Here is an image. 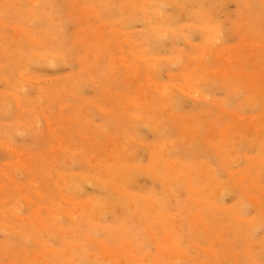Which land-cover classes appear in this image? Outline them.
<instances>
[{
	"label": "rangeland",
	"instance_id": "obj_1",
	"mask_svg": "<svg viewBox=\"0 0 264 264\" xmlns=\"http://www.w3.org/2000/svg\"><path fill=\"white\" fill-rule=\"evenodd\" d=\"M200 1L0 0V264H264V0Z\"/></svg>",
	"mask_w": 264,
	"mask_h": 264
},
{
	"label": "bare ground",
	"instance_id": "obj_2",
	"mask_svg": "<svg viewBox=\"0 0 264 264\" xmlns=\"http://www.w3.org/2000/svg\"><path fill=\"white\" fill-rule=\"evenodd\" d=\"M197 1H198V0H197ZM199 1H200V0H199ZM208 1H209V0H208ZM188 2H189V1H188ZM200 2H201V1H200ZM200 2H198V3H200ZM202 3H203V2H202ZM204 3H205V1H204ZM158 7H159V6H158ZM158 7H157V8H158ZM159 8H160V7H159ZM163 9H164V8H163ZM157 10H158V9H157ZM157 16H158V13H157ZM161 16H162V15H161ZM161 16H160V17H161ZM1 17H2V16H1ZM179 17H180V15H179ZM196 17H197V16H196ZM198 17H199V16H198ZM202 17H203V16H202ZM165 19H166V18H165ZM175 19H178V17L175 18ZM160 20H161V19H160ZM203 20H204V18H203ZM151 21H152V20H151ZM164 21H165V20H164ZM169 21H170V20H169ZM169 21H168V22H169ZM166 22H167V21H166ZM175 22H176V21H175ZM203 22H204V21H203ZM159 24H160V23H159ZM244 24H245V23H244ZM254 25H255V24H254ZM159 27H160V26H159ZM162 27H163V26H162ZM249 27H250V26H249ZM165 28H166V27H165ZM154 29H155V28H154ZM157 30H159V28H158ZM163 30H164V29H163ZM152 31H153V30H151V32H152ZM154 31H156V30H154ZM164 31H165V30H164ZM157 32H158V31H157ZM166 32H168V31H166ZM149 33H150V32H149ZM159 33H160V32H159ZM162 33H163V32H161V34H162ZM144 35H145V34H144ZM167 35H168V34H167ZM167 35H165V36H167ZM162 37H163V36H162ZM168 37H169V36H168ZM142 39H143V38H142ZM146 39H147V38H146ZM160 39L162 40L161 37H160ZM206 40H207V39H206ZM151 41H152V40H151ZM159 41H160V40H159ZM145 43H146V42H145ZM158 43H159V42H158ZM155 46H156V45H155ZM48 47H49V46H48ZM55 47H56V46H55ZM106 48H107V47H106ZM45 49H47V47H45ZM45 49H44V50H45ZM41 50H43V49H41ZM65 50H66V49H65ZM37 52H38V51H37ZM37 52H36V54H37ZM94 52H95V51H94ZM51 54H52V52H50V56H51ZM90 54H91V53H90ZM14 55H15V54H14ZM48 56H49V55H48ZM48 56H47V57H48ZM109 56H110V55H109ZM12 57H13V55H12ZM45 57H46V56H45ZM34 58H35V57H34ZM11 60H12V59H11ZM34 61H36V60L34 59ZM42 61H44V60H42ZM45 61H47V60H45ZM37 62H38V61H37ZM38 63H39V62H38ZM10 64H11V63H10ZM47 64H48V63H47ZM1 65H2V64H1ZM43 65H44V64H43ZM45 65H46V64H45ZM9 67H10V66H9ZM99 69H100V68H99ZM9 70H10V69H9ZM9 73H10V72H9ZM0 74H1V73H0ZM3 76H4V75H3ZM240 76H241V75H240ZM260 77H261V76H260ZM249 78H251V77H249ZM9 82H10V81H9ZM6 83H7V81H6ZM10 83H11V82H10ZM107 83H108V82H107ZM219 83H220V82H219ZM257 83H258V82H257ZM104 84H105V83H104ZM249 84H250V83H249ZM254 84H255V83H254ZM18 86H19V85H18ZM217 86H218V85H217ZM219 86H220V85H219ZM263 86H264V85H263ZM14 87H15V86H14ZM112 87H113V85H112ZM10 88H11V87H10ZM24 88H25V87H24ZM223 88H224V87H223ZM251 88H252V87H251ZM21 89H22V88H21ZM224 89H225V88H224ZM248 89H249V88H248ZM263 90H264V89H263ZM14 91H16V90H14ZM18 91H19V90H18ZM196 91H197V90H196ZM249 91H251V90H249ZM10 92H11V91H10ZM20 92H21V91H20ZM23 92H25V90H24ZM23 92H22V93H23ZM102 92H103V91H102ZM226 92H227V91H226ZM59 93H61V92H59ZM198 93H199V92L197 91V92H196V96H197ZM262 93H264V92H262ZM7 94H8V93H7ZM10 94H12V92H11ZM10 94H9V95H10ZM62 94H63V93H62ZM199 94H200V93H199ZM248 94H249V93H248ZM12 95H13V94H12ZM23 95H24V94H23ZM201 95H202V94H201ZM7 96H8V95H7ZM13 96L15 97V95H13ZM262 96H264V95H261V97H262ZM0 97H5V95H4V96H0ZM10 97H12V96H10ZM18 97H19V96H17V98H18ZM252 97H253V96H252ZM6 98H7V97H6ZM205 98L207 99V96H206ZM257 98H259V96H258ZM262 98H263V97H262ZM262 98H261V99H262ZM1 99H2V98H1ZM7 99H9V98H7ZM261 99H260V100H261ZM3 100H6V99L4 98ZM15 100H16V99H15ZM19 100H20V99H19ZM19 100H18V101H19ZM202 100H203V99H202ZM260 100H259V101H260ZM18 101H17V102H18ZM157 101H158V100H157ZM169 101H170V100H169ZM256 101H257V99H256ZM261 101H262V100H261ZM263 101H264V100H263ZM263 101H262V102H263ZM1 102H2V101H1ZM1 102H0V104H1ZM5 102H6V101H5ZM254 102H255V101H253V103H254ZM255 103H256V102H255ZM160 105H161V104H160ZM150 106H151V105H150ZM109 108H110V107H109ZM153 109H154V107H153ZM98 110H99V109H98ZM99 111H100V110H99ZM104 113H105V112H104ZM140 119H142V118H140ZM140 119H139V120H140ZM235 120H236V119H235ZM239 120H240V119H239ZM68 122H69V121H68ZM71 122H73V121H71ZM83 125H84V124H83ZM253 125H254V124H253ZM256 127H257V126H256ZM140 128H141V127H140ZM231 128H232V127H231ZM231 128H230V129H231ZM260 128H261V127H260ZM4 130H5V129H3L2 131H4ZM261 130H262V128H261ZM166 131H167V130H166ZM6 132H7V131H6ZM2 134H3V133H2ZM255 134H256V133H255ZM142 135H143V134H142ZM222 135H223V134H222ZM225 135H226V134H225ZM229 135H230V134H229ZM223 136H224V135H223ZM256 136H257V135H256ZM258 136H259V135H258ZM258 136H257V137H258ZM210 137H211V136H209V138H210ZM226 137H227V136H226ZM259 137H260V136H259ZM9 138H10V137H9ZM53 139H54V137H53ZM210 139H211V138H210ZM210 139H209V140H210ZM227 140H228V138H227ZM255 142H256V141H255ZM257 142H258V141H257ZM255 145H256V144H255ZM261 145H262V144H261ZM60 146H61V145H60ZM75 146H76V145H75ZM256 146H257V145H256ZM62 147H63V146H62ZM177 147H178V146H177ZM233 147H234V146H233ZM230 149H231V147H230ZM233 149H234V148H233ZM165 150H166V149H165ZM177 150H178V149H177ZM259 150H260V149H259ZM261 150H262V149H261ZM51 151H52V150H51ZM55 151H56V150H55ZM55 151H54V152H55ZM61 151H62V150H61ZM66 151H67V150H66ZM173 152H174V151H173ZM219 152H220V151H219ZM263 152H264V150H263ZM196 153H198V152H196ZM231 153H232V152H231ZM196 155H197V154H196ZM227 155H228V153H227ZM263 155H264V154H263ZM263 155H262V156H263ZM232 156H233V155H232ZM58 157H59V156H58ZM158 157H159V156H158ZM228 157H229V156H228ZM261 158H263V157H261ZM44 159H45V158H44ZM58 159H59V158H58ZM137 159H138V158H137ZM31 160H32V159H31ZM229 161H230V159H229ZM259 161H261V159L258 160V162H259ZM262 161H263V160H262ZM58 162H59V160H58ZM134 162H136V161H134ZM259 163H262V162H259ZM262 164H263V163H262ZM171 167H172V165H171ZM203 167H204V166H203ZM207 168H208V167H207ZM204 169H205V168H204ZM45 170H46V169H45ZM45 170H44V171H45ZM205 170H206V169H205ZM46 171H47V170H46ZM108 172H109V171H108ZM204 172H205V171L203 170V174H204ZM210 172H211V171H210ZM205 173H206V172H205ZM212 173H213V172H212ZM31 174H32V173H31ZM132 174H133V173H132ZM62 175H63V174H62ZM62 175H60V176H62ZM64 175H66V174H64ZM133 175H134V174H133ZM135 175H136V174H135ZM131 176H132V175H131ZM137 176H138V175H137ZM44 177H45V176H44ZM65 177H67V176H65ZM139 177H140V175H139ZM171 177H172V176H171ZM208 177H209V176H208ZM208 177H207V178H208ZM212 177H213V176H212ZM75 178H76V177H75ZM129 178H130V177H129ZM249 178H250V177H249ZM66 179H67V178H66ZM71 179H72V177L70 178V180H71ZM87 179H88V178H87ZM213 179H214V178H213ZM68 180H69V179H68ZM68 180H67V181H68ZM72 180H74V179H72ZM137 180H138V179H137ZM182 180H183V179H182ZM215 180H216V179H215ZM75 181H76V180H75ZM83 181H84V180H83ZM87 181H88V180H87ZM79 182H80V181H79ZM117 182H118V181H117ZM212 182H213V181H212ZM216 182H217V180H216ZM71 183H72V182H71ZM77 183H78V182H77ZM98 183H99V182H98ZM123 183H124V181H123ZM134 183H135V182H134ZM68 184H69V182H68ZM74 184H75V183H74ZM124 184H125V183H124ZM100 185H101V184H100ZM126 185H127V184H126ZM135 185H136V183H135ZM180 185H181V184H180ZM195 185H196V184H195ZM221 185H222V184H221ZM71 186H72V185H71ZM71 186H70V188H71ZM73 186H74V185H73ZM81 186H82V185H81ZM128 186H131V188L134 187V186L132 187L131 184H129ZM181 186H182V185H181ZM219 186H220V185H218V187H219ZM223 186H224V185H223ZM224 187H225V186H224ZM35 188H36V187H35ZM35 188H34V189H35ZM81 188L84 189L83 187H81ZM175 188H176V187H175ZM175 188H174V189H175ZM68 189H69V188H68ZM68 189H67V190H68ZM218 189H219V188H218ZM220 189H221V191H222V188H220ZM28 190H30V189H28ZM75 190H76V189H75ZM113 190H114V189H113ZM130 190H131V189H130ZM82 191H83V190H82ZM82 191H81V192H82ZM114 191H115V190H114ZM223 191L225 192V190H223ZM68 192H69V190H68ZM177 192H179V191H177ZM193 193H194V192H193ZM217 193H218V195H219V197H220V194H219L220 191H219V192L217 191ZM128 194H129V193H128ZM0 195H1V194H0ZM212 195H213V194H212ZM121 196H123V195L121 194ZM171 196H172V195H171ZM171 196H170V197H171ZM208 196H209V194H208ZM216 196H217V195H216ZM0 197H1V196H0ZM166 197H167V196H166ZM173 197H174V196H173ZM201 197H202V196H201ZM210 197H211V196H210ZM212 197H213V196H212ZM221 197H222V196H221ZM45 198H46V197H45ZM171 198H172V197H171ZM111 199H112V197H111ZM128 199H129V198H128ZM164 199H165V198H164ZM175 199H176V196H175ZM202 199H203V198H202ZM204 199H205V198H204ZM221 199H222V198H220V200H221ZM108 200H110V199H108ZM115 200H118V199H115ZM166 200H167V198H166ZM211 200H212V199H211ZM112 201H113V200H112ZM118 201H119V200H118ZM167 201H168V200H167ZM257 201H258V200H257ZM257 201H256V202H257ZM110 202H111V200H110ZM110 202H108V203H110ZM122 202H123V201H122ZM146 202H147V201H146ZM0 203H1V202H0ZM130 203H131V202H130ZM149 203H150V202H149ZM149 203H147V204H149ZM97 204H98V203H97ZM106 204H107V203H106ZM106 204H105V205H106ZM118 204H120V203H118ZM123 204H124V203H122V206H121L122 208L125 206V204H124V206H123ZM127 204H128V202H127ZM127 204H126V205H127ZM152 204H153V203H152ZM202 204H203V203H202ZM0 205H1V204H0ZM111 205H112V204H111ZM199 205H200V202H199ZM102 206H103V204H102ZM108 206H109V205H108ZM108 206H107V208H109ZM131 206H132V205H131ZM151 206H152V205H151ZM151 206H150V207H151ZM201 206H202V205H201ZM213 206H214V205H213ZM117 207H118V206H117ZM128 207H129V206H128ZM133 207H134V206H133ZM136 207H137V206H135V210H136ZM153 207H154V206H153ZM208 207H209V206H208ZM85 208H86V207H85ZM92 208H94V207H92ZM92 208H91V210H93ZM156 208H157V207H156ZM198 208H199V207H198ZM218 208H219V206H218ZM87 209H88V208H87ZM100 209H101V208H100ZM109 209H110V208H109ZM117 209L119 210V208H117ZM140 209H142V208H140ZM151 209H152V208H151ZM222 209H223V208H222ZM107 210H108V209H107ZM118 210H117V211H118ZM182 210H183V209H182ZM212 210H213V209H212ZM95 211H96V210H94V212H95ZM104 211H105V209H104ZM117 211H115V213H117ZM120 211H121V210H120ZM120 211H119V212H120ZM136 211H137V210H136ZM203 211H204V209H203ZM217 211H218V210H217ZM219 211H220V210H219ZM219 211H218V212H219ZM87 212H88V211H87ZM90 212H91V211H90ZM102 212H103V211H102ZM129 212H130V211H129ZM153 212H155L154 209H153ZM156 212H157V211H156ZM238 212H239V211H238ZM82 213H83V212H82ZM88 213H89V212H88ZM92 213H93V212H92ZM112 213H114V212H112ZM145 213H146V212H145ZM150 213H151V212H150ZM227 213H228V212H227ZM233 213H234V212H233ZM236 213H237V212H236ZM52 214H53V212L51 213V215H52ZM76 214H77V213H76ZM84 214H86V213L84 212ZM102 214H103V213H102ZM104 214H105V213H104ZM106 214H108V213H106ZM117 214H118V213H117ZM135 214H136V213H135ZM142 214H143V213H142ZM203 214H204V213H203ZM203 214H201V215H203ZM234 214H235V213H234ZM82 215H83V214H82ZM95 215H96V214H95ZM140 215H141V213H140ZM146 215H147V214H146ZM216 215H217V214H216ZM218 215H219V214H218ZM218 215H217V216H218ZM121 216H122V215H121ZM124 216H125V215H124ZM198 216H199V214H198ZM91 217H92V215H91ZM104 217H105V216H104ZM157 217H158V215H157ZM89 218H90V217H89ZM95 218H96V217H95ZM142 218H143V217H142ZM192 218H193V217H192ZM237 218H238V217H237ZM98 219H99V218H98ZM198 219H199V218H198ZM198 219H196V221H197ZM239 219H240V218H239ZM121 221H123V220H121ZM126 221H128V220H126ZM129 221H130V220H129ZM161 221H162V220H161ZM136 222H137V221H135V223H136ZM141 222H142V221H141ZM127 223H129V222H127ZM133 223H134V222H133ZM135 223L133 224L134 226H136ZM175 223H176V222H175ZM52 224H53V223H52ZM55 224H56V223H55ZM165 224H167V223H165ZM171 224H172V223H171ZM173 224H174V223H173ZM160 225H161V224H160ZM192 225H193V224H192ZM74 227H75V226H74ZM53 228H54V227H53ZM161 228H162V227H161ZM193 229H194V228H193ZM206 229H207V228H206ZM84 231H85V230H84ZM123 233H126V232H123ZM123 233H122V235H123ZM152 234H153V233H152ZM122 235H121V236H122ZM122 237H123V236H122ZM169 239H170V238H169ZM167 242H168V241H167ZM209 253H210V250H209ZM211 254H212V253H211ZM215 254H216V253H214L212 256H214ZM105 255H106V253H105ZM111 258H114V257L112 256ZM214 258H215V256H214Z\"/></svg>",
	"mask_w": 264,
	"mask_h": 264
}]
</instances>
